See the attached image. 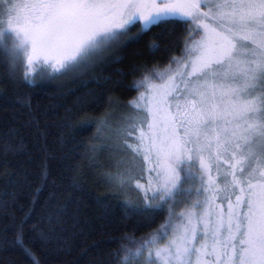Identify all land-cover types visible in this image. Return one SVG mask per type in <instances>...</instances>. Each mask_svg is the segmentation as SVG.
Wrapping results in <instances>:
<instances>
[{
	"label": "rangeland",
	"instance_id": "rangeland-1",
	"mask_svg": "<svg viewBox=\"0 0 264 264\" xmlns=\"http://www.w3.org/2000/svg\"><path fill=\"white\" fill-rule=\"evenodd\" d=\"M171 18L192 39L137 83L121 122L140 164L127 168L143 192L169 199L187 178L196 195L135 260L264 264V0H0V46L23 74H52Z\"/></svg>",
	"mask_w": 264,
	"mask_h": 264
},
{
	"label": "trees",
	"instance_id": "trees-1",
	"mask_svg": "<svg viewBox=\"0 0 264 264\" xmlns=\"http://www.w3.org/2000/svg\"><path fill=\"white\" fill-rule=\"evenodd\" d=\"M139 26L52 74H23L0 46V264H141L144 241L195 201L187 178L165 199L127 168L140 164L121 122L137 83L192 39L180 19Z\"/></svg>",
	"mask_w": 264,
	"mask_h": 264
},
{
	"label": "flooded vegetation",
	"instance_id": "flooded-vegetation-1",
	"mask_svg": "<svg viewBox=\"0 0 264 264\" xmlns=\"http://www.w3.org/2000/svg\"><path fill=\"white\" fill-rule=\"evenodd\" d=\"M180 1H186L187 2L188 0H177V2H180ZM131 27H133V25L129 26L128 29L131 28Z\"/></svg>",
	"mask_w": 264,
	"mask_h": 264
}]
</instances>
